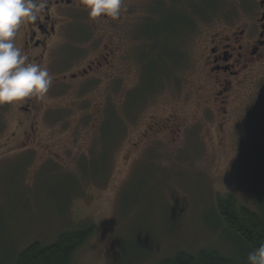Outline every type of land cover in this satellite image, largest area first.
Masks as SVG:
<instances>
[{"label": "rangeland", "instance_id": "374dc122", "mask_svg": "<svg viewBox=\"0 0 264 264\" xmlns=\"http://www.w3.org/2000/svg\"><path fill=\"white\" fill-rule=\"evenodd\" d=\"M237 1L124 0L123 20L102 28L109 66L71 80L97 49L59 46L32 111L0 105V264L87 225L71 264L233 249L219 202L264 213V63L223 104L203 58L213 35L239 24Z\"/></svg>", "mask_w": 264, "mask_h": 264}, {"label": "flooded vegetation", "instance_id": "af4514ba", "mask_svg": "<svg viewBox=\"0 0 264 264\" xmlns=\"http://www.w3.org/2000/svg\"><path fill=\"white\" fill-rule=\"evenodd\" d=\"M237 3L244 8L239 24L232 27L229 34L225 35L227 37L221 33L213 35L203 58L206 81L215 86L216 96L222 99L223 104L242 82L241 76L255 65L264 63V0H238ZM122 20L121 15L116 21L110 18L93 21L89 19L80 0H48V7L41 19L34 24H25L24 53L31 62L44 66L48 55L59 46L64 50L75 51L78 56L79 50H88L92 44L97 49L98 57L90 61L88 69L71 75V80L84 79L110 65V39L102 28L117 26ZM54 66L51 63L46 68L52 71ZM36 101L39 99L25 100L21 111L31 112Z\"/></svg>", "mask_w": 264, "mask_h": 264}, {"label": "clouds", "instance_id": "9594fccd", "mask_svg": "<svg viewBox=\"0 0 264 264\" xmlns=\"http://www.w3.org/2000/svg\"><path fill=\"white\" fill-rule=\"evenodd\" d=\"M90 20H118L124 0H80ZM48 7V0H0V105L16 106L29 98L42 100L53 83L43 65L31 62L16 46L22 25L36 23ZM247 264H264V244L252 249Z\"/></svg>", "mask_w": 264, "mask_h": 264}, {"label": "trees", "instance_id": "16d2710c", "mask_svg": "<svg viewBox=\"0 0 264 264\" xmlns=\"http://www.w3.org/2000/svg\"><path fill=\"white\" fill-rule=\"evenodd\" d=\"M218 209L222 220L234 235L235 246L232 250H203L197 254L177 252L164 258L159 264H247V255L264 244V213L249 210L236 212L232 200L220 201ZM221 225L217 226L219 229ZM93 226L63 233L57 241L48 246L31 244L17 257L14 264H71L75 250L91 235Z\"/></svg>", "mask_w": 264, "mask_h": 264}]
</instances>
